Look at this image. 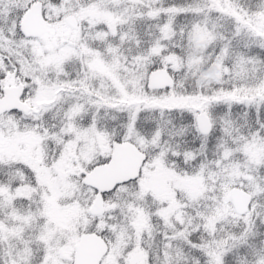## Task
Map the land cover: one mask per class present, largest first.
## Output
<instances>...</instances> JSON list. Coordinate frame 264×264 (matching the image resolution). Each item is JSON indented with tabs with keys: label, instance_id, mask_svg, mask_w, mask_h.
<instances>
[{
	"label": "trees",
	"instance_id": "1",
	"mask_svg": "<svg viewBox=\"0 0 264 264\" xmlns=\"http://www.w3.org/2000/svg\"><path fill=\"white\" fill-rule=\"evenodd\" d=\"M33 1L0 0V92L7 78L38 81L53 94L45 107L50 111L3 113L0 132L7 129L22 134L24 144L29 141L27 131L37 135L43 126L58 133L65 129L73 137L76 131L67 128L68 115L55 110L57 103L50 100L56 98L55 92L69 93L71 107L77 103L80 113L87 107L83 116L74 113L79 132L87 128L108 133L110 138L131 140L147 153V162L154 165L160 161L158 165L205 181L190 206L182 207V212L197 208L200 214L193 211L191 221H174V225H166L154 210L159 201L166 205V196L158 199L144 190L143 197L149 200L145 208L155 213L157 225L146 227L136 224L141 213L136 206L123 213L117 211L125 192L134 194L138 187H117L105 193L110 206L99 215L88 213L94 193L81 178L106 159L80 160V171H71L75 186L62 187L57 196L59 207L68 210L63 227L47 213L45 216L47 197L45 193V198L41 196L40 175L26 159L60 153L59 148L51 142L54 146L39 144L31 153L20 148L13 155L4 134L0 142V264H23L22 260H8L18 251L29 255L28 264H71V244L68 253L61 249L69 235L73 241L82 231H96L110 242L108 264H130L131 251L147 254L139 264L148 260V264H264V0H41L48 27L63 25L64 15L73 13L80 21L78 37L83 39L73 41L75 35H60L52 46L77 44L79 48L74 46V52L47 64L31 45L41 38H25L19 30V21ZM102 9L113 20L86 15ZM157 67L169 70L175 85L148 90L143 82L132 95L134 85L127 75ZM233 89L238 93L231 94ZM199 108L212 120L207 135L199 133L195 125ZM117 110H122V116L114 122L109 116L102 120L103 116L96 115L98 111L111 114ZM220 116L224 117L222 123ZM6 120L13 126L2 125ZM51 161L38 159L36 167L45 169ZM150 162L148 167H152ZM235 172L239 173L237 178ZM224 183L251 191V208L244 215L233 211L228 221L216 218L210 225L206 214L211 204L222 206ZM112 202L117 207L111 206ZM189 218L190 214L184 219ZM12 222L18 225H7ZM45 227L52 229L51 245L45 243ZM165 228L169 233L164 237ZM181 246L185 253L172 256L171 250ZM218 255L221 260L216 259Z\"/></svg>",
	"mask_w": 264,
	"mask_h": 264
},
{
	"label": "rangeland",
	"instance_id": "2",
	"mask_svg": "<svg viewBox=\"0 0 264 264\" xmlns=\"http://www.w3.org/2000/svg\"><path fill=\"white\" fill-rule=\"evenodd\" d=\"M86 15H88L89 18L96 17L98 19H103L105 21L113 20V16L108 11H106L104 9L99 10L98 13H97V11L91 12V13L88 11ZM237 16L240 17L241 13L238 12ZM63 21H64V17H63ZM63 25L56 23L55 26L48 27L47 33H45L43 36L39 37V38H41L40 40L36 39V40L31 42L32 43L31 45L33 46L32 49H34V53L35 54L39 53L38 54L39 56L44 57L46 64L49 60L58 59L57 56H60V54L64 55L67 52H71V45L70 44H65V45L59 44V45L52 46L53 41L59 40L60 35L61 36H63V35H71V36L75 35L76 36V34L79 35V33H81L80 31H77V32L74 31L73 34H70V33H72L70 31L71 29L69 27H67L66 24H65V26H63ZM259 31H261V30L259 29ZM99 35H101V34H99ZM261 35L264 37L263 32L261 33ZM75 36H73V37H75ZM46 45H47V47H46ZM62 46H63V49H62ZM44 48H46V49L43 50ZM253 61H254V59H253ZM253 64H254V62H253ZM147 75H148V72L146 73L144 70L139 72L137 75H135L134 73H130V75H127V80L131 81L132 84L134 85L132 87V91H131L132 95H134L137 92L136 88L139 84H142L144 82V86H146ZM115 77H116L115 80L119 82V80H120L119 76L116 75ZM5 80L6 81L4 84H12V83H16V81H17V79H15V78H7ZM35 81H37V80H35ZM36 85H41V84H40V82L37 81V82H35L34 87L29 86V88L31 87V89L29 91H27V93H26V96H29V97H26L28 99V101L33 100V101H38V102H42V103L49 101L48 99L52 98L53 94L49 93L50 90L48 89V87H46V85H41V86H44V88H43V87H39V86L37 87ZM39 88H43V89H39ZM252 88H253L252 90L255 91L256 88L254 86H252ZM115 91L117 92V90H115ZM230 91H231V94L238 93V91H236L235 89L229 90V92ZM133 92H135V93H133ZM45 96H46V98H48L47 100H46V98H44ZM50 100L54 101L55 103L57 102V98L50 99ZM64 100L66 102V105H65V108L62 112V115H65V116L68 115V119L66 120L67 121V128H69V129L72 128L73 131H76L77 135L75 137H72V134L70 132H65V129H62L63 132L61 130L60 133H58V131L55 132V131L50 130L45 136H41L40 133L42 130L40 127L39 128L40 130L38 132H36V134H37L36 137L34 136L32 138L33 135H31L32 133L30 131H27V133L25 132L27 137L29 138V141L28 142L25 141V144H24L22 134L14 133L15 131H13L11 133L7 129H5L4 134L8 136L6 138V140H9V143H10V145L8 146V149H9V151H11V153L13 155H15L17 150H19L20 148H22L24 150H28V152L31 153V152H34V148H33L34 146H39V144L50 145L51 142H54L55 147L59 148L60 153L58 155L49 156L48 158H46L45 156H43V157L39 156L38 158H37V156L35 158L33 156H30V157H27L26 159H28L30 161V163H32V165L35 166V168H33L35 170H33V171H35V173L40 175V180L42 181V182L39 181L42 184L41 189H40L41 196L43 198L47 197V204H46L47 212H44L45 216L47 213L49 219L51 217L55 218L56 222L58 224L61 223V225H63V227L64 226L66 227V225L64 224V218H65L64 213L66 215L68 210L63 211L57 203V199H58L57 196L59 195V190L62 187H64V189H65V188H70L71 186H73V187L75 186V182L73 180V177L71 176V170L76 169V170L80 171L81 165L79 164V162H80L79 160H84L85 162H87L89 159H97L98 156L105 155L106 149L108 146V140L104 138V134H105L104 132L102 134L101 133L99 134V133L94 132L92 130H89L87 128H86V130L84 129V130H81V132H79L80 130L75 127L76 125H74L76 117H74L75 116L74 114H71V113H73V110H75L74 109L75 107L71 108V102L73 99L71 96H69V97H65ZM78 107H79V105H78ZM45 109L46 108L44 107V104H43V110H45ZM57 109H58V106H57ZM82 109L83 110L81 113H80L79 108L76 110V113H78V114L80 113V116L85 115L84 113L87 112V107L82 108ZM199 111H205V110L202 108H199L196 112H199ZM90 112H92V111H90ZM121 113H122V110H117L116 112H112L111 114H107V113L104 114L103 111H98V113L96 115L103 116L102 120L104 119V116L105 117L109 116V121L114 122L118 118L117 116H122ZM8 117L9 116H7L6 118L8 119ZM9 119H12V118L9 117ZM219 121H221V123H222L224 121V117L220 116ZM2 125H4L5 127L6 126L9 127L10 125L13 126V124H10L8 122V120L4 121ZM155 127H157V125ZM135 131H137V130H135ZM4 134L0 132V142L2 140V135L4 136ZM98 134H99V136L97 137ZM77 139H79V140L77 141ZM59 141H61V142L59 143ZM52 146H54V145H52ZM99 148H101V150H102L101 153L98 151ZM62 149H63V151H62ZM73 155L78 156V159H74ZM29 158H31V159H29ZM38 159H52V161L50 162V165L47 168L43 167L45 169H40L41 170L40 171L36 167ZM149 162H147V160H146V163L143 166L142 172L144 175H143V179L141 180V183L144 186L142 189H144L145 192L149 193L151 196L156 197L158 199L166 196V200H165L166 205H162L163 201H159L161 204H157L156 208L154 209L155 211L157 210V212H155V213H157V217L161 215V218L163 219V222L166 223V225L167 224L174 225V224H176L175 223L176 221L179 222L180 220H184V221L190 220L191 221V216H192L191 212L193 214V211L197 212L196 214H200L199 211L195 210L197 208H194V209L191 208V210L186 209L185 212H182V207L186 206V204L188 206H190L191 198L193 197V195L197 194V189L199 188V186H203V181H205L203 179V177L200 179L199 176H194V175H189V174H187V175L182 174L181 175L179 173H176L174 170H172L169 167H164L162 165H158V162H160V161L155 162L154 165L151 161L150 163H152V167H148L150 165ZM77 165H78V167H77ZM236 168H238L237 165H236ZM233 175H235L234 177H236V175H239V173L235 172ZM184 177H185V179H184ZM236 178H233V181L239 180V178L238 179H236ZM44 181H45V183H44ZM44 185H46V187ZM234 186L241 187L239 185H234ZM178 188L180 191L177 190ZM230 188H231V186L227 183H224L223 185H221L220 194H221V196H223V202H222L223 207L215 204L216 207L214 209V206H215L214 203L210 205L212 207V209H211V211L208 212V214H206V219H205V221H207L210 225H211V223L215 222L216 218H222V221L223 220L228 221L227 217L232 214L233 209H232L231 201L229 198ZM241 188H243V187H241ZM70 189H68V191ZM243 189H245V188H243ZM172 190H173L174 194H172ZM186 190H187V192H186ZM247 191H249V190H247ZM249 192L252 194L251 191H249ZM44 193L46 194L45 197H44ZM165 193H166V195H165ZM187 193L189 194L188 196H187ZM61 195L62 194H60V196ZM181 195H182V197H181ZM217 206H219V207H217ZM250 206H251V204H250ZM41 207H42V204L39 208H41ZM123 208H124V206H123ZM250 208L251 207H249L248 210L244 214L248 213L250 211ZM120 209H121V211H119V212L122 213V211H124V209H122V207ZM44 211H45V209H44ZM136 212L138 213L137 210H136ZM155 213H151L150 211L149 212L146 211L145 213L144 212L139 213V215L137 216L138 219L136 221V224H138L139 222H142V224H146V222L149 221V223H151L152 225H154V224L156 225V223H155L156 218L154 216ZM182 214H184V215H182ZM189 214H190V218L185 220L184 219L185 216L187 218ZM235 214L236 215H244V214H237V213H235ZM194 218H195V215H194ZM203 218H204V216H203ZM45 220H46V218H45ZM204 224H205V222H204ZM196 225L203 226V224L199 221H196ZM154 226H153V228H154ZM165 229L166 230L163 231L164 237H165L166 233H169V230H167L168 228H165ZM42 232L44 233L43 234L44 238H46V240H48L45 243H49L48 245H51L52 240H53V238H51V236L53 235L52 229L51 228L49 229V227H45ZM40 236H42L41 233H39V237ZM200 237L202 239H204L202 233L200 234ZM71 239H72V237H71V235H69L68 239H67V245L61 249L62 250L61 252H63V253L67 252L68 253V247L74 241V240L72 241ZM185 251H186V249L181 246V247H178L176 250H171V253H172V256L175 255V256L179 257L181 254H184ZM167 252H169V251H167ZM17 253L18 254H15L16 259L18 258L17 256H21L20 258H22L23 264H26V263L28 264V262H30L28 259H25L24 255L22 256L19 251ZM138 253H140V252L139 251H131L129 253L131 255V259H132L131 264L141 263V262L135 261V259L138 258V255H137ZM163 254L165 255V253H163ZM146 255L141 253L140 258H143ZM159 257H160V254L157 253V258H159ZM146 258H147V256H146ZM216 259L221 260L222 259L221 255H218L216 257ZM8 260H9V258H8ZM11 260L14 262L13 258H11ZM139 261H141V260H139ZM145 262H147V261H145ZM148 262H149V260H148ZM148 262H147V264H148ZM108 263H109V261L107 260V257H106L102 261V264H108ZM219 263H221V261H219Z\"/></svg>",
	"mask_w": 264,
	"mask_h": 264
},
{
	"label": "water",
	"instance_id": "3",
	"mask_svg": "<svg viewBox=\"0 0 264 264\" xmlns=\"http://www.w3.org/2000/svg\"><path fill=\"white\" fill-rule=\"evenodd\" d=\"M65 22L72 28L77 26V19L73 14L65 17ZM45 18L42 12L40 0L30 3L24 12L19 29L25 37L40 36L45 30ZM173 79L165 68H157L150 71L147 79L149 89L171 87ZM23 84L6 85L0 95V113L19 109L28 112V105L20 99ZM196 126L201 133H208L211 129V121L205 112L195 115ZM144 153L131 142H114L110 159L94 166L88 171L82 181L96 189L97 193L89 211L91 214L102 212V193L111 190L116 184L128 181L138 175L139 168L144 160ZM229 198L233 210L238 214H244L251 202V193L235 186L230 189ZM108 245L103 237L96 232H83L79 241L73 246L72 264H99L103 255L107 252Z\"/></svg>",
	"mask_w": 264,
	"mask_h": 264
},
{
	"label": "flooded vegetation",
	"instance_id": "4",
	"mask_svg": "<svg viewBox=\"0 0 264 264\" xmlns=\"http://www.w3.org/2000/svg\"><path fill=\"white\" fill-rule=\"evenodd\" d=\"M72 33H74V32H72ZM78 38H79V40L80 41H83V39L81 38V36L80 37H78V35H76L75 37H73L72 39H73V41H76V40H78ZM71 45V52H74L75 51V47H77V48H79L78 47V45L77 44H70ZM81 45H83V43H81ZM85 46H87V48H90L91 47V45L90 44H84ZM75 46V47H74ZM46 47H47V45H46ZM62 49H63V46H62ZM73 53H70V55H72ZM66 55H68L67 53H65L64 55L63 54H60V57L62 58L63 56H66ZM69 55V56H70ZM36 79H39V77H37V78H33V81H35ZM32 80V79H31ZM34 85H35V83L33 84V83H31V84H24V92H23V95H22V99L23 100H25L27 103H28V105L30 106V113H39L40 111L41 112H44V113H46V114H48L47 112H49L50 110H48V109H45V110H43V104H44V107H49V105H50V102L49 101H46V102H44V103H42V102H38V101H33V100H31V101H28V99L26 98V97H29V96H26V93H27V91H29L30 89H31V87L33 86L34 87ZM29 86H31L30 88H29ZM37 87L39 86V87H43L44 88V86H41V85H36ZM43 88H39V89H43ZM56 94H55V96H56V98H57V104H55V105H57L58 106V109H57V106H55V110H58V112L59 113H61V112H63V110H64V106L66 105V102H65V100L63 99V98H65V97H69L70 95H69V93H66V94H62V93H59V92H55ZM33 95V94H32ZM54 96V97H55ZM44 98H46V96L44 97ZM48 98H46V100H47ZM45 101V100H44ZM72 105V104H71ZM75 107V108H74ZM71 108H74L75 110H73V114L74 113H76V110L78 109V104L76 103L75 104V106H72ZM95 108V107H94ZM48 128V127H47ZM44 130V129H43ZM43 130L41 131V135L42 136H45L48 132H49V129L45 132V133H43ZM77 134H75V135H73V137H75ZM107 135H108V133H107ZM35 137H36V135H34ZM34 136H32V138L34 137ZM79 139H77V141H78ZM113 141L114 140H111L109 143H108V146H107V149H106V153H105V155H103V157H105V161H107V160H109V158H110V156H111V152H112V143H113ZM52 144V143H51ZM55 147V146H54ZM141 148V147H140ZM142 149V148H141ZM53 150H54V148H53ZM62 151H63V149H62ZM98 151L101 153L102 152V150H101V148H99L98 149ZM59 154V152H55V154H51V155H49V156H55V155H58ZM49 156H45L46 158H48ZM35 158V157H34ZM38 158V157H37ZM73 158L74 159H78V156H76V155H73ZM29 159H31V158H29ZM33 159V158H32ZM80 161V160H79ZM105 161H103V162H105ZM79 164H80V162H79ZM78 164V165H79ZM144 163H142V165H143ZM78 165H77V167H78ZM141 165V167H140V172H139V174H138V176H137V178H135V179H133V180H129V181H127V182H123V183H120V184H117L115 187H114V189H117V187H126V188H132V187H139L140 189L139 190H136V192L134 193V194H128V192L126 191L125 192V195H123V197H121V201L119 202V207H117V205L115 206V203L116 202H112V204H111V206H115V207H117L118 209H117V211H121V207H122V209H124V211L128 208V207H137V209H138V211L140 212L141 210V212H146V211H148L146 208H145V203H146V201L149 203V200L148 199H145L144 197H143V194H142V192L144 191V189H142L143 188V184L141 183V180L143 179V166ZM79 169V168H78ZM72 171V173L73 174H75V173H78L79 171L78 170H76V169H72L71 170ZM184 179H185V177H184ZM118 190V189H117ZM61 191V190H60ZM112 191V190H111ZM129 191H131V190H129ZM62 192V191H61ZM186 192H187V190H186ZM93 193H94V195H95V193H96V191L94 190L93 191ZM189 194L187 193V196H188ZM117 199V198H116ZM155 203V202H154ZM103 205H104V209H105V207L106 206H109L110 205V203L108 202V200H107V197H105L104 195H103ZM123 206H124V208H123ZM187 206V205H186ZM185 206V207H186ZM136 209V210H137ZM124 211H122V213L124 212ZM146 222V221H145ZM55 223H57V222H55ZM21 224V223H20ZM49 224V223H48ZM142 224V222H139L138 223V225H141ZM8 226H11V227H16V225H18L17 223H14V222H12V223H9V224H7ZM24 225H26V224H24ZM144 225H146V227H148V226H151L152 224L151 223H149V221L148 222H146V224H144ZM10 227V228H11ZM79 236V235H78ZM78 236H77V238H78ZM75 239V241H77L78 239ZM11 239H14L13 237H11ZM74 241V242H75ZM73 242V243H74ZM71 253H72V251H71ZM138 255V258L137 259H135V261H137V262H143V258H140V255H141V253H138L137 254ZM22 256H23V254H22ZM18 258V260H22V258H20L21 256H17ZM24 257H25V259H29V255L27 256V255H25L24 254ZM8 258H13V259H16V256H15V254H12L11 256H9ZM134 260V259H133ZM139 260H141V261H139ZM129 262H130V264H131V261H132V259H131V255L129 254V260H128Z\"/></svg>",
	"mask_w": 264,
	"mask_h": 264
}]
</instances>
